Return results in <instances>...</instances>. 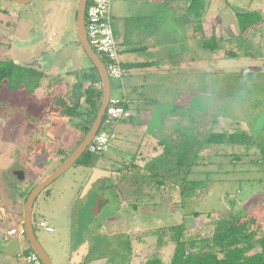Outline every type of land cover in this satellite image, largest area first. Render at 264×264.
Segmentation results:
<instances>
[{
  "label": "rangeland",
  "instance_id": "rangeland-1",
  "mask_svg": "<svg viewBox=\"0 0 264 264\" xmlns=\"http://www.w3.org/2000/svg\"><path fill=\"white\" fill-rule=\"evenodd\" d=\"M78 1L32 0L19 5L13 0H0V60L20 62L45 55L50 63V68L44 71L47 76L34 93L39 102L22 93L17 97L19 93L0 90V196L6 199L0 225L2 223L4 229L18 228V220L21 216L24 218L26 201L15 202L9 196L10 185L30 186L35 175L47 177L60 164L58 150L69 147V144L78 146L86 134L78 127L81 119L51 111L47 99L62 96L72 102L79 98L80 108H86L84 86L76 96L72 92V85L82 80L87 67L93 64L76 33ZM209 1L205 14L207 34L224 48H233L239 54L228 57L219 49L211 56L205 53L204 75L199 77V88H204L201 93L193 92L192 95L191 90L196 86L192 83L187 86L188 90L182 89L186 86L181 85V89L170 87L157 92L158 102H144L138 97L141 101L130 105V116L106 125L105 129L112 137L101 161L93 155L94 165L91 167L75 163L47 186L34 203L35 232L46 250L52 249L51 244L61 254L67 249V246L63 247L64 241L53 237L54 234L57 236V225L54 224L55 232H47L40 226V220L48 209L54 208L60 214V223L66 229L70 228L71 213L64 210L67 198H63L71 193L72 251L85 239V227L79 228V223L90 217L92 219H87L86 224L90 227L94 221L102 223L100 229L107 234L103 237L101 253L118 264H141L152 255H158L166 264L171 261L174 244L167 238L161 248L156 246L155 235L139 239L140 231L152 227L185 223L189 228L187 237L206 234L219 217L229 213L255 215L264 226V172L259 164L251 161L259 151L255 145L248 148L223 144L200 150L201 155L208 157L209 163L195 165L189 178L203 182L183 196L182 177L167 168L157 171L167 179L160 188L149 185L146 176L148 166L164 152V146L158 141L176 135L199 137L204 129L213 125L216 131L247 130L255 138L264 131V0H247L246 5L235 0ZM181 3L183 5L185 1ZM250 10H260L262 22L244 34L243 45L231 33L233 29L238 31V13ZM224 30L223 37H230L221 42ZM175 36L184 39L176 27ZM19 40L29 43L20 46ZM97 53L105 61V57ZM124 80L111 78L113 96H124ZM207 91L214 97L209 99L204 94ZM259 114L262 116L254 125ZM174 115L180 119L172 120L170 117ZM236 155H241V160L234 161ZM19 160L26 167L22 181L17 180L16 172L10 174V167ZM90 191L100 195L99 213L95 215L83 203ZM136 203H140L138 208ZM16 237H21L25 247L30 246L26 234L18 233L10 240ZM91 240H88L90 245L94 244ZM72 257L74 261V252Z\"/></svg>",
  "mask_w": 264,
  "mask_h": 264
},
{
  "label": "trees",
  "instance_id": "trees-1",
  "mask_svg": "<svg viewBox=\"0 0 264 264\" xmlns=\"http://www.w3.org/2000/svg\"><path fill=\"white\" fill-rule=\"evenodd\" d=\"M209 2V0H191L186 20L192 23L194 36L202 43L206 53L209 54L219 49L223 50L226 56L235 57L239 54L237 50L224 48L212 35L209 36L207 34L203 26L204 15L210 4ZM238 18L240 34L236 38L244 45V34L250 28L258 26L262 22V18L258 10L240 12L238 13ZM224 40H221V42ZM106 61L105 58L104 62ZM46 76V72L39 71L36 68L25 67L12 59L0 60V90L9 89L19 93L16 95L17 97H20L22 93L32 101L39 102L40 100L35 97L34 93L41 86L42 79ZM83 86L86 94L85 109L80 108L79 98L72 102L62 96L48 97L47 99L48 108L51 107V111L57 110L61 116L81 119L77 123L78 127L84 129L87 134L96 118L103 96L101 76L94 64L87 67V72L83 73L82 80H78L72 85L73 95L76 96L77 91ZM204 94L209 99L214 97V94L208 91ZM122 104L127 109H130L128 100L125 99ZM261 116L262 114H259L256 117L254 125ZM216 123L217 120H215ZM214 128L213 125L208 130L204 129L203 135H201L203 140H200L201 136L181 137L176 135L169 140L158 141L160 145L164 146V152L159 157H156L148 168L146 167L149 172L146 174L149 185L160 188L167 181L164 175L157 172L165 167L170 172L182 177L180 184L182 196L186 193H191L195 187H198L203 182L189 178L194 171V166L200 164V162L203 164L209 163L208 157L201 155L200 150L213 145L231 144L248 148L255 145L259 151L256 152L257 155L251 161L259 164L264 172V131L255 138L249 131L243 129H236L234 132H230L228 130L216 131ZM106 152H91L87 149L77 162L91 167L94 165L93 155H97L100 160ZM66 157L67 155L63 160ZM241 158V155H236L234 161L241 160ZM234 164L236 163L234 162ZM131 165L137 166L135 163H131ZM154 170L156 171L152 172ZM139 206L140 203L135 204V207L138 208ZM193 213L200 214L196 211ZM210 213L208 214L210 215ZM188 229L185 223H179L145 229L142 232L140 231L138 236L140 240L146 235L157 236L156 246L158 248L166 244V238L169 240L168 242H172L174 249L171 261L167 264H264V226L255 215L246 214L241 216L229 213L227 216L219 217L213 229L206 234L198 233L187 237ZM141 264L166 263L158 255H152Z\"/></svg>",
  "mask_w": 264,
  "mask_h": 264
},
{
  "label": "crops",
  "instance_id": "crops-1",
  "mask_svg": "<svg viewBox=\"0 0 264 264\" xmlns=\"http://www.w3.org/2000/svg\"><path fill=\"white\" fill-rule=\"evenodd\" d=\"M184 1L185 3L183 5L181 3L182 0L113 1L112 25L116 40L120 46V56L124 67L123 80H125L122 91L124 94L123 97L128 99L130 105L134 102L138 104L141 101L140 99H143L144 102H158L159 96L157 92L165 91L170 87L181 89V85H185L186 88L183 87L182 89L188 90L187 86L189 87L192 83H196V86L191 90L192 95L193 92L201 93L204 90V88L202 90L199 88V77L204 75L206 51L199 39L194 36L192 23L186 20V14L188 13V6L191 0ZM235 1L239 4H248L247 0ZM249 5L251 6V3ZM250 8L253 9V7ZM205 17L204 15V28ZM237 19L238 26L236 29L238 31H234L233 29L232 33L230 32L235 39L240 34L238 15ZM175 27L181 30L184 39L181 38L180 40L176 36L174 37ZM228 28H230V31L232 30L231 25ZM222 29L224 28L222 27ZM224 33H226L225 30L222 32V37ZM229 37H223L221 40ZM212 54L213 52L209 53V56ZM76 146L73 147L69 144V147L63 146L58 150L57 155L61 159L60 164L64 161L63 158L66 155L68 156ZM10 170V174L16 172L15 176L17 180H24L26 167L20 160L14 166H11ZM44 178L45 176L39 177L35 175V178L30 182L32 183L30 186L29 184H11V193H9V196H12L15 202H19L20 200L26 201L32 187ZM69 186L72 189V185ZM94 193H96L95 198L93 197ZM63 199L67 200L63 204L64 210H67L68 214L71 213L69 218L70 228L66 229L64 224L60 223V214L54 208L48 209V212L41 219L47 221L53 227V230H47L44 227L47 232H55L58 229L57 236L55 234L53 235L54 239L60 240V242L64 241L63 247L67 246V249H63V253L61 254L51 244L52 249L47 251L54 264H118L117 261L110 259L105 253H101L103 237L107 234L105 230L102 231L100 229L102 223L94 221L89 227L86 224V220L88 219L90 221L92 219L90 217L84 218V221L82 220L79 223V228L81 226L85 227V239L75 245L72 251V193L71 196L64 197ZM99 200L100 195L93 191L87 195V198L83 202L88 211L90 213L92 212V215L99 213V210H97ZM5 203L6 199L0 196V215L2 216L3 211H5ZM91 208L94 210H91ZM23 221L24 218L21 216V219L18 220V228L12 227L9 229H4L1 223L0 264H29L23 258V253L28 251L31 246L25 247L21 237L11 238L12 240H10L11 236H16L19 233L12 234L10 231L23 227ZM54 224L57 225V229H55ZM90 238L94 240V244L92 245L88 241ZM141 242L139 240L138 243L141 244ZM73 252L75 254L74 261L72 260Z\"/></svg>",
  "mask_w": 264,
  "mask_h": 264
},
{
  "label": "water",
  "instance_id": "water-1",
  "mask_svg": "<svg viewBox=\"0 0 264 264\" xmlns=\"http://www.w3.org/2000/svg\"><path fill=\"white\" fill-rule=\"evenodd\" d=\"M15 3L19 5H24L30 3L32 0H13ZM88 0H79L76 11V33L78 36V40L85 50L87 56L90 58L92 63L98 69V72L101 76V85L103 88V96L102 101L97 112L96 118L90 127L87 134L83 137L82 141L78 144V146L64 159V161L53 170L47 177L42 179L39 183L34 185L30 190L24 209V229L26 237L30 243L31 248L40 256L44 264H54L50 254L45 249V247L39 241L34 224L32 219L33 207L34 203L38 197V195L51 183L57 180L60 176H62L67 170H69L77 160L83 155V153L88 149L89 144L92 142L96 134L98 133L101 125L103 123L104 115L106 113L107 106L109 105L110 99L112 97V86H111V78L109 76L107 67L103 59L99 56L97 51L91 45L87 31H86V23H85V14ZM20 46H23L29 41L19 40L18 42ZM19 64L36 68L39 71H45L46 68H50L49 61L45 58V55H39L33 57L27 61H20ZM172 120L180 119L178 116H171Z\"/></svg>",
  "mask_w": 264,
  "mask_h": 264
},
{
  "label": "built area",
  "instance_id": "built-area-1",
  "mask_svg": "<svg viewBox=\"0 0 264 264\" xmlns=\"http://www.w3.org/2000/svg\"><path fill=\"white\" fill-rule=\"evenodd\" d=\"M114 0H88L85 14V23L88 39L97 52L103 55L107 62L106 67L110 78L123 80L124 67L120 56V46L116 40L112 25V5ZM125 97L112 96L104 115L103 123L98 133L89 144L91 152H106L110 146L111 135L105 129L106 125L120 121L131 115L122 102ZM127 100V99H126ZM40 225L47 230L53 227L47 221L41 220ZM25 234L24 226L19 230L12 229L10 233ZM23 258L29 264H44L40 256L33 250L23 253Z\"/></svg>",
  "mask_w": 264,
  "mask_h": 264
}]
</instances>
